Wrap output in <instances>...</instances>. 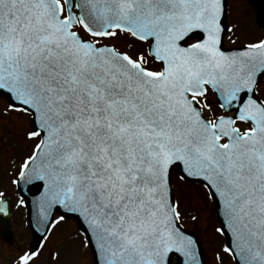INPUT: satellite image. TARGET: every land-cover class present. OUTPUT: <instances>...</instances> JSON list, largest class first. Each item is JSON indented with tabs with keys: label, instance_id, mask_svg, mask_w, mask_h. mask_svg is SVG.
<instances>
[{
	"label": "snow or ice",
	"instance_id": "6c2138e0",
	"mask_svg": "<svg viewBox=\"0 0 264 264\" xmlns=\"http://www.w3.org/2000/svg\"><path fill=\"white\" fill-rule=\"evenodd\" d=\"M242 27L229 0H0V121L29 125L9 182L33 241L12 264L69 219L92 264H206L189 184L214 205L216 260L264 264V38L237 43Z\"/></svg>",
	"mask_w": 264,
	"mask_h": 264
},
{
	"label": "rangeland",
	"instance_id": "374dc122",
	"mask_svg": "<svg viewBox=\"0 0 264 264\" xmlns=\"http://www.w3.org/2000/svg\"><path fill=\"white\" fill-rule=\"evenodd\" d=\"M232 16L238 18L243 27L240 29V40L248 41L263 38L264 33L256 24V9L247 0H229ZM125 37H121L114 43L121 49L126 48L125 44L121 43ZM226 47H232L230 42L226 40ZM142 47L137 44V48ZM6 101L0 98V107H3ZM27 117H13L6 121H0V190L6 191L12 196L13 222L11 225L13 231V240L4 242L0 238V264H12V256L16 253L17 247L26 248L31 241V232L27 226L25 218V209L16 207L17 195L13 185L10 184L12 168L10 164L12 160L19 159L24 148L20 144V134L28 128ZM182 200L185 206V228L193 231L204 241V252L206 264H220L215 258L217 246L221 243L222 238L213 233V227L217 226L218 222L215 215V208L211 201L204 198L202 190L198 185L189 184L184 186L182 192ZM200 213L198 223H193L189 217ZM77 225L74 219L67 220L60 228H57L50 235L48 247L43 251V255L37 261V264H50L48 258L49 247L52 249H61L62 255L59 260L52 264H92V255L90 251H84L75 244L69 243V237L77 230ZM212 241L211 243L209 241ZM66 253H71L69 258ZM223 264H232L230 259L225 256Z\"/></svg>",
	"mask_w": 264,
	"mask_h": 264
},
{
	"label": "water",
	"instance_id": "95a60500",
	"mask_svg": "<svg viewBox=\"0 0 264 264\" xmlns=\"http://www.w3.org/2000/svg\"><path fill=\"white\" fill-rule=\"evenodd\" d=\"M252 1L255 5H260V9H259V15H258V21L259 24L261 25L262 23H264V0H250ZM264 29V27H262ZM31 196V194H29V197ZM0 232L3 238H5L6 240H9L11 238V234H10V230H9V216H5L3 217V215L1 216V220H0Z\"/></svg>",
	"mask_w": 264,
	"mask_h": 264
},
{
	"label": "bare ground",
	"instance_id": "6f19581e",
	"mask_svg": "<svg viewBox=\"0 0 264 264\" xmlns=\"http://www.w3.org/2000/svg\"><path fill=\"white\" fill-rule=\"evenodd\" d=\"M71 256V253H66V257L69 258Z\"/></svg>",
	"mask_w": 264,
	"mask_h": 264
}]
</instances>
